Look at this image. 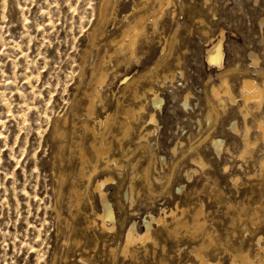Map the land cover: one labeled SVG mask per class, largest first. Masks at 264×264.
<instances>
[{
  "label": "rangeland",
  "instance_id": "374dc122",
  "mask_svg": "<svg viewBox=\"0 0 264 264\" xmlns=\"http://www.w3.org/2000/svg\"><path fill=\"white\" fill-rule=\"evenodd\" d=\"M107 3L0 0V264H205L197 255L211 264H240L242 257L261 264L264 142L248 155L241 151L247 125L249 139L257 140L253 123L264 115V106L245 121L240 89L245 78L263 81L264 0H174L156 28L148 24L134 59L129 51L118 56L114 41L131 24L135 6L141 4L145 13L153 2ZM102 9L107 11L104 19ZM222 36L220 69L207 56ZM103 57L108 72L100 88L104 101L94 103L89 116L88 95L96 87ZM225 71L234 102L227 101L209 122L212 103L219 105L212 88L221 84ZM151 87L162 100L160 107L150 94L147 102L134 99L136 88L142 94ZM143 102L149 104L142 119L129 135L124 133L118 122L124 120L122 113ZM151 113L156 123L150 124ZM109 115V123L96 124ZM83 123L105 135L113 156L124 165L120 174H96L98 180L113 179L104 188L106 212L100 194L94 188L87 191L79 176L81 147L90 155L91 143L100 141ZM214 139L223 141L220 155ZM138 160L134 171L132 163ZM150 162L153 179L161 180L151 189L143 176ZM91 168L86 163L84 171ZM76 188L85 193L80 207ZM202 206L206 224L199 232L193 215ZM183 209L190 227L176 228L169 216L176 211L181 217ZM164 212L169 214L166 223H152L153 240L137 241L131 253L123 254L131 228L145 234L146 223L165 217ZM100 214L113 230L104 231Z\"/></svg>",
  "mask_w": 264,
  "mask_h": 264
},
{
  "label": "bare ground",
  "instance_id": "6f19581e",
  "mask_svg": "<svg viewBox=\"0 0 264 264\" xmlns=\"http://www.w3.org/2000/svg\"><path fill=\"white\" fill-rule=\"evenodd\" d=\"M108 0H105V3H107ZM145 2L149 3V2H153V8L152 10L150 11H147V12H142V10L145 11V9L143 7H141V4H137V6H135L134 8V12L131 13V15L129 16H133L134 15V18L131 19L130 21L131 24L128 26V27H125L126 29L124 30L123 28V34L121 36V38L119 40H115L114 42L116 43V45H118V49L116 50V54L118 56H124L127 52L126 51H129V53L131 54V59H134V58H137V48H138V44L140 42V40L142 39V37L147 33V27H148V24L152 23L153 27L156 28L157 25H158V22L165 16V14L167 13V10L173 5V2L174 0H145ZM108 4V3H107ZM148 5V4H147ZM105 7V6H104ZM106 10L105 9H102V12H101V18H106L107 15H106ZM140 12V13H139ZM139 13V14H138ZM136 14V15H135ZM128 16V17H129ZM99 17V18H100ZM126 17V16H125ZM109 18V17H108ZM127 18V17H126ZM132 18V17H131ZM102 20V19H101ZM104 21V20H103ZM106 21V19H105ZM101 22V21H100ZM122 22V20H121ZM130 23V22H129ZM125 26V25H124ZM121 31V30H120ZM147 38V37H146ZM142 41V40H141ZM149 41V40H147ZM145 41V37H144V42H147ZM129 42V43H128ZM222 43H223V36H222V39L219 40L218 43L214 44L213 47L211 49L208 50V61L215 65L216 67H219L220 69L223 68V49H222ZM144 45V44H143ZM115 47V46H114ZM113 49V48H112ZM141 49V47H140ZM162 50V49H161ZM167 49L164 47L163 48V55L165 56V51ZM161 51V52H162ZM126 52V53H125ZM140 54V52H139ZM117 56V57H118ZM112 57V56H111ZM116 57V56H115ZM166 57V56H165ZM107 59V58H106ZM118 59V58H117ZM161 60V59H160ZM164 60V59H163ZM255 60V59H254ZM128 61V60H127ZM139 61V60H138ZM135 62V61H134ZM164 62V61H163ZM105 57H103L102 61H101V65H100V69L98 71V75H97V78L96 79V87L92 89V93L88 95V97L90 98L91 101H89L88 103L91 102V105H90V108H89V111H88V114L89 116H92L94 113H93V106H94V103L96 102H101L103 103L104 101V97H103V93L101 92V87L103 85H105V83L107 82V79H108V72L107 70L105 69ZM110 63V62H109ZM108 63V64H109ZM120 63V62H119ZM257 60H255V63L254 64H257ZM107 64V63H106ZM122 64V63H121ZM161 65V64H160ZM127 66V65H126ZM130 66V65H129ZM107 67V66H106ZM130 68V67H129ZM113 70V69H112ZM228 71V70H227ZM225 71L222 75V79H221V84L220 85H214L213 88H212V95L214 96V98L216 100H218L219 102V105H215L212 103V106H211V110L209 111V114L207 116V120L210 122L213 117L216 115L217 117L220 115V109L221 107H225V104L227 101H231V102H234V95L230 89V85H229V82H228V78H227V75H226V72ZM264 70H262V74H263V81L261 84L257 83V81L253 80V79H250V78H245L243 81H242V84H241V89H240V93H241V99L243 100L244 102V107L243 109H241V113L246 121V119L251 115V111L253 110H257V109H262L263 106H264ZM260 72V71H259ZM96 77V75H95ZM149 79V78H148ZM152 80V78H151ZM151 82V81H150ZM154 82V81H153ZM132 85V84H131ZM136 86V85H135ZM138 86V85H137ZM136 86V87H137ZM130 87V86H129ZM137 89V88H136ZM134 90L135 92V100H137V102H140L139 100H142L144 98V100L146 99V102L148 99H150L148 97V95H152L153 98H152V103L155 107H160L161 106V98L159 96V94L155 91V88L154 87H151L150 89L144 91V93H140L139 90ZM128 91V90H127ZM143 92V91H142ZM134 95V94H133ZM87 96V95H86ZM131 96V95H130ZM86 99V98H85ZM132 99V98H130ZM129 100V99H128ZM127 100V101H128ZM126 101V103H127ZM186 105L188 103V98H186ZM133 102V101H132ZM136 102V101H135ZM145 102V101H144ZM142 103L140 106H134V105H130L128 106L125 110H124V113L123 116H124V120L123 121H118L119 122V125H120V122L121 123V127H123V131L124 133L128 134L130 133L132 130H133V127L134 125H136L139 121V119L142 117V115L146 112V104L145 103ZM253 103L255 105V107H251L250 104ZM128 104H131V103H128ZM149 104V103H148ZM147 104V105H148ZM89 105V104H88ZM127 106V105H126ZM95 107V106H94ZM124 107V106H123ZM148 107V106H147ZM122 108V107H121ZM87 109V108H86ZM88 110V109H87ZM120 111V109H118ZM122 111V110H121ZM120 114V115H122ZM86 115V114H85ZM149 115V113H148ZM107 117V116H106ZM86 118V117H85ZM99 119V118H98ZM113 119V118H112ZM116 119V118H115ZM142 119V118H141ZM150 119V124L152 123H156L157 120H156V117H155V114L154 113H151V116L149 117ZM120 120V119H119ZM111 121V115H109L106 119V121H102V120H96V124H100L101 126L103 125H106L107 123H109ZM85 122V121H84ZM116 122V121H115ZM72 123V122H71ZM86 123V122H85ZM84 124V123H83ZM116 124V123H115ZM114 124V126H115ZM85 125V129L86 131L88 132H91L93 134L94 137H99L100 141H97L96 142H92L91 145H90V148H88L91 153L89 155V153L87 152L88 150H86V148H84L83 146L81 147V151H80V158H81V162L80 164H82V167H81V171H80V179L84 180L86 182V185H87V191L88 189H92L94 188L95 192L100 194L99 196L101 197L102 199V203H103V207H105V212L107 210V207L109 205V201H108V197H107V194L104 190L106 184L110 181V180H113V179H107V180H98V178H96V174L99 172V170L101 171H107V172H122L123 171V168H124V165H122L118 159H116L112 152H113V145L111 143H107L108 140L106 141V137L105 135L101 132H98L96 130V128H91L89 126V124H84ZM99 125V126H100ZM117 125V124H116ZM106 127V126H105ZM116 127V126H115ZM253 127L254 129L257 130L258 132V138L256 141L254 140H251L249 139L248 137V134L251 132V127L249 125L246 126V133L244 135V147L241 151V156H244V155H248L251 153V150L253 148H255L259 142H264V115H261L259 116V118L255 119L254 120V123H253ZM120 128V127H119ZM143 129V128H142ZM233 129L234 130H238V127L233 124ZM85 133V130L83 131ZM150 133V132H148ZM147 133V134H148ZM90 134V136L92 135ZM117 134V133H116ZM61 136H63L62 134H60ZM125 135V134H124ZM129 135V134H128ZM93 138V137H92ZM89 139V138H88ZM108 139V138H107ZM145 139V135L144 136H141L139 137V142H138V147L137 149L141 148L143 145V141ZM207 139V138H206ZM79 140V139H78ZM84 140V139H83ZM82 140V142H83ZM60 141V140H59ZM80 141V140H79ZM78 141V142H79ZM110 141V140H109ZM121 142V141H120ZM81 143V142H80ZM79 143V144H80ZM85 143V142H83ZM76 144V143H75ZM74 144V145H75ZM88 145V146H89ZM81 146V145H80ZM78 145V148L80 147ZM121 146V143L119 145V147ZM123 146V144H122ZM212 146L214 148V151L220 155L221 154V151H222V147H223V141L222 140H219V139H214L212 141ZM77 147V146H76ZM75 148V147H74ZM77 148V149H78ZM116 148V147H115ZM130 149V148H129ZM137 149L135 151H137ZM79 150V149H78ZM134 150V149H133ZM177 148H174L173 149V152L176 153L177 152ZM134 151V152H135ZM121 152V150L119 151ZM124 154V153H123ZM78 157V155H77ZM79 161V160H78ZM150 161V160H148ZM139 162H141L140 160H138L137 162L133 161L132 163V168L134 169V171L137 169L138 165H139ZM195 162L199 163L202 165V160L201 159H196ZM86 163H90L92 165V168L90 169L89 173H86L84 170V166L86 165ZM145 163V162H144ZM143 163V164H144ZM148 163V162H147ZM261 167H264V158L261 159ZM144 167V166H143ZM142 167V168H143ZM78 171V172H79ZM100 171V172H101ZM142 173V171H141ZM78 176V177H79ZM143 176H144V181L147 183V185L150 187V189L152 188V185H153V182L156 181L158 183H161V180H159L158 178H154L152 177V162L149 163V165L144 169L143 171ZM126 177V176H125ZM239 180V178H235L233 180L234 183H237ZM81 182V181H80ZM77 183V182H76ZM76 187V186H75ZM133 187V186H132ZM134 190V189H133ZM73 191V190H71ZM127 193V192H126ZM72 193H70L71 195ZM73 195V194H72ZM127 195V194H126ZM75 197L74 200L76 199L75 202H77V206L80 207L81 206V203L83 202V200L85 199V193L82 192V189L80 188H76L75 189ZM73 202V201H72ZM71 204V203H70ZM74 204V203H73ZM73 206V205H72ZM72 208V207H71ZM109 208V207H108ZM178 209V208H177ZM75 211V210H74ZM77 211V210H76ZM80 211V209H79ZM172 211V210H171ZM187 212V210L183 209L181 210V217L178 216L176 214V211H172L171 215L169 217H173L172 219H174V222L176 224V228L178 227H190L188 225V221H184L183 220V216H185V213ZM78 214V212H75ZM165 217H160L159 219H156L154 217H152L151 221L150 222H147L146 223V232L145 234H140L138 232V230L136 229L135 226H133L131 228V230L128 232V235H127V244L125 246V248L123 249V254H126L128 252L131 253V246L133 244H136L137 241H140L142 242L143 244H145L147 241L149 240H153L152 237H151V234H152V223L153 222H156V223H159V224H164L167 222V218H168V215L167 213H165ZM202 214H204V208L203 206L201 208H199L198 210H196V212L194 213L193 215V219H194V225L197 227V229L199 230V232L202 230V228L205 226L206 222H202L201 221V216ZM74 215V214H73ZM85 218V217H84ZM97 218V217H96ZM98 218L100 220H102L103 224H102V228L104 229V231L106 230H113L114 228H109L108 225H107V222H106V219H105V215H98ZM188 220V218H187ZM191 220V219H190ZM192 221V220H191ZM206 221V220H205ZM92 222V221H91ZM98 222V221H97ZM91 224H96V221L93 220V222ZM101 224V223H99ZM114 225V224H113ZM112 225V226H113ZM100 226V225H99ZM193 226V225H192ZM93 227V226H92ZM194 227V226H193ZM194 227V228H196ZM174 229V230H171L170 233H176L177 232V229ZM189 229V228H188ZM192 229V227L190 228ZM201 229V230H200ZM193 231V230H192ZM107 232V231H106ZM195 232V231H194ZM198 233V232H197ZM192 234V233H191ZM188 235V234H187ZM196 236V235H195ZM211 236V235H210ZM191 237V236H190ZM187 238V237H186ZM192 238V237H191ZM201 238V236H200ZM195 239V238H194ZM211 239V237H210ZM198 241V240H197ZM213 241V240H211ZM155 244H156V240L153 241ZM199 242V241H198ZM215 241H213L214 243ZM197 243V242H196ZM210 243V242H209ZM190 244V243H189ZM202 244V243H201ZM203 245V244H202ZM205 246V245H204ZM207 246V245H206ZM193 247V246H192ZM191 247V248H192ZM201 247V246H199ZM195 248V247H194ZM193 248V249H194ZM207 248V247H206ZM199 249V248H198ZM197 250V249H196ZM195 250V251H196ZM201 250V249H200ZM192 251V250H190ZM194 251V252H195ZM198 251V250H197ZM196 251V252H197ZM112 253L113 254H116L117 251L115 250H112ZM193 254V253H192ZM238 254H241V253H238ZM237 254V255H238ZM243 254V253H242ZM194 255V254H193ZM196 255V254H195ZM245 255V254H244ZM243 255V256H244ZM114 256V255H113ZM199 258H201V261L204 262L205 264H211L210 262L208 261H205L202 257H200V255H197ZM195 256V257H197ZM240 256V255H239ZM238 256V257H239ZM242 256V255H241ZM240 256V257H241ZM133 258V256H132ZM242 259L241 260V263L240 264H256V262H253L250 257H242L240 258ZM261 264H264V262H262Z\"/></svg>",
  "mask_w": 264,
  "mask_h": 264
}]
</instances>
